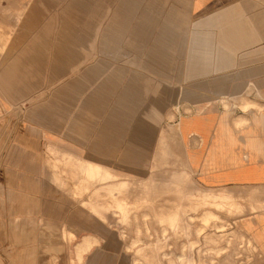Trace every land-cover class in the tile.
I'll list each match as a JSON object with an SVG mask.
<instances>
[{"label":"crops","instance_id":"crops-1","mask_svg":"<svg viewBox=\"0 0 264 264\" xmlns=\"http://www.w3.org/2000/svg\"><path fill=\"white\" fill-rule=\"evenodd\" d=\"M150 52L161 59L150 61ZM171 67L180 101L219 100L207 85H222V99L251 102L179 105L189 162L166 176L185 178L187 164L203 189L231 190L242 206L249 194L252 207L233 221L264 257V0H0V264H123L117 240L91 235L97 241L79 247L89 209L74 219L59 213L48 154L59 148L90 187L131 179L91 158L93 149L104 147L111 110L135 78L149 83ZM240 116L246 123H235ZM90 165L112 179L92 181Z\"/></svg>","mask_w":264,"mask_h":264},{"label":"rangeland","instance_id":"rangeland-1","mask_svg":"<svg viewBox=\"0 0 264 264\" xmlns=\"http://www.w3.org/2000/svg\"><path fill=\"white\" fill-rule=\"evenodd\" d=\"M137 6L140 11L144 4ZM135 7V4L122 5L128 12ZM149 59L155 61L161 55L150 52ZM165 71V75L147 77L149 83L145 78H135L132 87L121 94L111 110L114 126H107L104 147L93 149L99 153L91 158L105 161L101 164L117 173L118 178L131 179L107 181L104 190L98 183L90 187L83 179L84 173L76 172L67 157L55 148L49 150L46 170L55 177L49 186L55 189L59 207L65 209L59 213L69 219L81 217L84 212L76 210L86 208L82 200L88 197L102 204L105 216L98 218L89 210L90 228H84L83 232L91 239L99 235L117 240L113 248L115 253H123V264H264V257L252 239L233 221L242 210L252 207L249 194L242 195L247 204L242 206L237 201L241 195L231 190L203 189L187 164L185 178L166 176L172 171L182 173V161H188L178 131L179 105L182 109L184 104L189 105L188 111L195 106L243 109L240 101L222 99L226 94L222 85H207L213 87V95H218L219 100L180 101L177 68ZM162 78L168 81L161 83ZM210 92L209 89L203 95L209 96ZM167 95L168 99H162ZM223 100L228 101V107L223 105ZM171 112L175 113L174 118ZM163 147L173 154L160 156ZM151 175L155 179L149 181ZM122 181L134 182L135 186L129 188ZM80 183L89 188L76 192ZM94 241L97 239L88 247Z\"/></svg>","mask_w":264,"mask_h":264},{"label":"bare ground","instance_id":"bare-ground-1","mask_svg":"<svg viewBox=\"0 0 264 264\" xmlns=\"http://www.w3.org/2000/svg\"><path fill=\"white\" fill-rule=\"evenodd\" d=\"M251 104L250 101H247V100H242L240 101V106L242 107H248L249 105ZM234 121V120H233ZM247 121V118L243 117V116H240V117H237L236 120H235V123L236 124H243V123H246ZM59 149V148H57ZM61 151V150H60ZM66 152V151H65ZM61 154H62V151H61ZM64 154V152H63ZM66 154V153H65ZM70 154V153H69ZM67 155V154H66ZM76 156V155H75ZM79 157H77L78 159ZM81 159V158H80ZM84 162V160H83ZM76 167L79 168V170H82V167H83V164L81 162H78L76 163ZM88 172H89V176L91 177V179H93L92 181H97V182H102V181H105V180H109L110 178L112 179V176L111 175H108L106 174V172L103 171V169H99L96 165H90L88 167ZM145 179V178H144ZM155 179V176H150L149 177V181L150 180H154ZM123 184L127 185V187H134L135 185L134 182H130V181H122ZM139 183V181H138ZM108 185V184H107ZM118 187L121 186V184L119 183L117 185ZM74 195H75V192H74ZM76 196V195H75ZM202 199V198H201ZM200 199V200H201ZM83 204L85 205V207L89 210L92 211L93 215L98 217V218H101L102 216H105V212H104V207L102 204L100 203H97V202H93L91 200V198L89 200H86L83 202ZM84 208V207H83ZM85 208V209H86ZM92 215V216H93ZM205 217H208V215H206ZM197 232V231H196ZM213 233V232H212ZM220 233V232H219ZM94 239H91V237L87 236V237H84L82 239V241L80 242L79 244V247H83V248H87L88 245L90 244L91 241H93ZM161 262V261H160Z\"/></svg>","mask_w":264,"mask_h":264}]
</instances>
